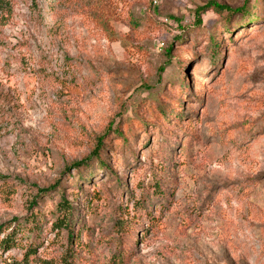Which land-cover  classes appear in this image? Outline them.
Masks as SVG:
<instances>
[{
	"label": "rangeland",
	"instance_id": "374dc122",
	"mask_svg": "<svg viewBox=\"0 0 264 264\" xmlns=\"http://www.w3.org/2000/svg\"><path fill=\"white\" fill-rule=\"evenodd\" d=\"M210 1L241 11L199 25ZM102 137L107 169L81 181ZM57 182L83 222L76 264H112L122 245V264H264V0L0 5V226L40 224L0 264L67 248L61 192H39Z\"/></svg>",
	"mask_w": 264,
	"mask_h": 264
},
{
	"label": "trees",
	"instance_id": "16d2710c",
	"mask_svg": "<svg viewBox=\"0 0 264 264\" xmlns=\"http://www.w3.org/2000/svg\"><path fill=\"white\" fill-rule=\"evenodd\" d=\"M61 2H62V0H61ZM7 3H8V0H0L1 6L7 5ZM209 9L214 10L217 13H222V12H228V13L231 12L232 13V12L241 11V9L235 11V10H232L231 8L225 6V5L219 4V3L214 2V1H210L206 5L199 7L196 10V14L198 16L197 23L199 25H201V21H202L200 16H199L200 13L205 12ZM255 18L258 20L257 16H255ZM221 44L222 43L218 42L217 39H215V38L211 39L210 44H209L210 45L209 48H211V50H212L211 54H214L216 52V50H218L220 48ZM182 113H183L182 110H180V112L177 114H178V116H180ZM166 117H170V116H166ZM104 138L105 137H102L98 140L97 148L92 152V154L89 157L85 158L84 160H82L80 162H76L74 164L75 167L78 169L79 173L85 171L83 174H81V176H79V179L81 181H88L89 182L91 177H95L97 175V172H95V171L92 172L91 174H87L88 171L91 169L90 167L93 168L94 165H96L97 167H99L102 170L107 169V165L105 164V161H103L100 158V154L102 153V149L105 147ZM92 160H95V162H93L94 164H89V161H92ZM161 169H162V171H168L169 168H161ZM81 181L77 180L76 183L79 182V184H80ZM121 182H122L121 179H118L119 185H121ZM154 185H155V192H157L161 197H163L164 195L162 193V190H163V187L165 184L162 183V179H160V177H158V179L155 181ZM125 187H127L126 184L124 185V189H125ZM58 191H60L61 193L59 194L60 200L56 205L55 211L52 212L53 219L55 220L53 223V229L57 231V233H58L57 236L60 235L61 233H63L64 231H66L68 233V246L64 251H62L60 254L56 255L53 259L42 260V264H76V262H75V255H76L75 248H76V246H78L80 244L78 239L80 237L79 234L81 232V229H83L82 220L79 221V218L76 217L77 212L75 210V207H76L75 204L77 201L71 202L68 199V195L66 194V192L63 189H60V182H57L55 185L51 186L50 188L39 190L40 194H42V193L57 194ZM78 197H80L79 194L75 198V200H77ZM36 201H38V199L34 200V202H36ZM15 221H17L18 223L14 226H9L7 228H5V226H0V234L4 235V237L0 240V250H4L5 252L11 250L13 247H15V246H17L23 242L21 237L24 236L25 231H29V233H32V232L37 231L40 228L39 215L38 214L37 215L33 214L30 218H26L25 221L20 222L19 219H16ZM126 224H127V222H124V221L117 224L119 233H123L125 231ZM24 229H28V230H24ZM130 243H131V241H130ZM26 248H27V251L24 255V258H22L21 260L14 259L12 261L4 260L3 264H30L31 263L30 259L34 255H36L37 249L33 246L32 243H29L26 246ZM124 258H125V252H124L123 245H122V252H120L117 260L116 259L113 260L112 264H122L125 261ZM35 259L36 258H34L32 261H34Z\"/></svg>",
	"mask_w": 264,
	"mask_h": 264
}]
</instances>
